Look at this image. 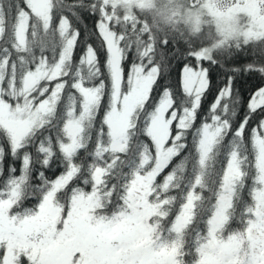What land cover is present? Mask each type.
<instances>
[{
    "label": "snow or ice",
    "instance_id": "6c2138e0",
    "mask_svg": "<svg viewBox=\"0 0 264 264\" xmlns=\"http://www.w3.org/2000/svg\"><path fill=\"white\" fill-rule=\"evenodd\" d=\"M0 264H264V0H0Z\"/></svg>",
    "mask_w": 264,
    "mask_h": 264
}]
</instances>
